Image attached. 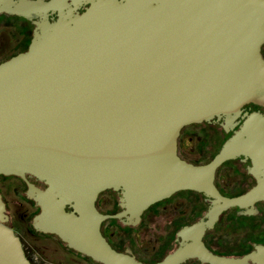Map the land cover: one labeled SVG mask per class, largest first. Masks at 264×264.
<instances>
[{"label":"water","instance_id":"water-1","mask_svg":"<svg viewBox=\"0 0 264 264\" xmlns=\"http://www.w3.org/2000/svg\"><path fill=\"white\" fill-rule=\"evenodd\" d=\"M2 14L34 23L28 47L0 62V174L27 181L37 229L102 264L256 257L216 254L203 236L223 211L264 201V0H0ZM205 121L231 134L195 163L179 140ZM239 157L256 183L228 196L217 172ZM108 189L121 193L118 213L97 206ZM183 190L208 197L206 219L183 227L191 241L162 259L140 260L103 234L106 218L138 219ZM8 219L0 192V264H34Z\"/></svg>","mask_w":264,"mask_h":264},{"label":"flooded vegetation","instance_id":"flooded-vegetation-1","mask_svg":"<svg viewBox=\"0 0 264 264\" xmlns=\"http://www.w3.org/2000/svg\"><path fill=\"white\" fill-rule=\"evenodd\" d=\"M86 5H89V4L83 5L80 10L82 11ZM2 15L7 16V17H11V16L19 17V15H16V14H13V15L2 14ZM20 17H23V16H20ZM262 52L264 55V44L262 46ZM216 123H219V122H216ZM236 159L240 160L241 164L244 165L246 177H248V181L249 180L251 181L250 184H248L246 188H243L242 192H240V193H243L256 183V178L249 171L248 166L251 163L249 159L246 161L243 160L242 157H239ZM217 175H218V172H217ZM27 178L32 183H34L36 186L40 188L46 187V184L43 181H40L39 179H37L35 176L28 174ZM217 184L220 190L222 191V193H224L225 195H228L227 190L223 189V187L219 185L218 181H217ZM27 190H28V183L23 177L18 176V175L0 174V192L6 203L7 213L9 215L7 224L10 227H12L15 230V232L19 235V237L21 238L25 252L27 256L30 258V260L34 264H40L41 261L44 259L43 256L39 252L40 249L34 245L33 242L35 240L32 238V236L41 237L43 239L56 238L58 243L64 246L66 250H68L72 254L80 256L81 258L85 260H88V259L94 260L91 257L69 247L67 243H65L58 235L54 233L41 231L34 226V216L40 212L41 207L40 205L37 204V202L33 198L28 196ZM108 190L114 191L117 194V197L113 201H116V204L120 205V209L117 211L116 210L115 211H102L101 210L100 204L102 203V196H103L102 194L103 192L107 190L103 191L99 195L97 199V206L99 210L103 213H109V214L118 213L121 210H123V207L120 204L121 193L113 189H108ZM175 194H173L172 196L164 200L172 198ZM202 195H203L204 201L207 202L208 204V207H207V210H208L210 201L208 200V197L205 194H202ZM234 195H237V194H234ZM234 195H228V196H234ZM164 200H161V201H164ZM152 206L144 210L140 214V217L138 219L134 218L131 220L128 218V216L106 218L102 222V225H101L103 234L108 238V240L112 243V245L118 250L126 251L128 248H130L138 259L147 261V262H155V261L162 259L166 254L176 249L180 245V242L182 240L191 241V238L189 236L184 238L179 235V231L183 227L187 225H191L192 223L197 222L203 218L206 219L207 210L205 211H200V210L177 211L176 210L174 212V216L172 220L167 225L168 235L166 238L167 240L171 241L170 243H174V246L170 249V251H167L166 254L163 257L159 258L158 260H152V259L147 260V259H144L143 257H140L138 255L140 254V252H136L133 246L131 245V242L129 241H127L124 244V246L114 245L112 236L115 232V229L121 226H123L122 228L135 229L136 239L138 240V242L142 240V230L147 229V228H152L157 222V214L163 213V211L161 210L156 211V210L151 209ZM70 208L71 207L67 206V209H70ZM256 208H257V211L253 213L241 212L242 210H245V209H241L238 206L231 207L223 211L221 215L219 216L218 220L216 221V223L214 224V226L207 228L205 231V234L203 236V241L205 242L207 247L216 254L224 255V256H231V257H244L252 253L253 251H256L257 252L256 257L249 258L248 264H264V248L261 251H259L258 249L259 245H264V201L257 202ZM238 216L242 218L241 226L237 225ZM23 225H25L26 228L28 229V233L30 235L28 237H30V239L29 238L27 239V237L21 234L20 229L24 228ZM182 264H210V263L203 262L197 257H191L187 259L185 262H183Z\"/></svg>","mask_w":264,"mask_h":264},{"label":"rangeland","instance_id":"rangeland-1","mask_svg":"<svg viewBox=\"0 0 264 264\" xmlns=\"http://www.w3.org/2000/svg\"><path fill=\"white\" fill-rule=\"evenodd\" d=\"M33 28L34 24L25 17L0 15V61L25 50L31 41ZM252 108H258V106L253 105ZM262 109L264 110V108ZM229 134L230 132H226L216 122L205 121L191 124L183 129L180 136V154L192 162H207L218 152ZM217 181L223 189L227 190L228 195L242 192L243 188H246L251 182L246 177L244 165L238 159L229 160L221 166ZM202 194L198 191L183 190L172 198L153 205L151 209L161 210L163 213L157 214V222L152 228L142 230V240L138 242L136 239L135 229L122 228L123 226H121L115 229L112 236L114 245L124 246L129 241L135 251L140 252L138 254L140 257L147 260H158L174 246V243H170L171 241L166 239L167 225L172 220L174 212L176 210H207L208 204L204 201ZM102 195L100 204L102 211L120 209V205L113 201L117 197L114 191L107 190ZM241 219L238 216V226H241ZM23 226L24 228L20 229L21 234L30 239L28 229L25 225ZM32 238L35 240L34 245L40 249L39 252L44 258L40 264H101L95 260H85L72 254L58 243L56 238L43 239L37 236H32Z\"/></svg>","mask_w":264,"mask_h":264},{"label":"trees","instance_id":"trees-1","mask_svg":"<svg viewBox=\"0 0 264 264\" xmlns=\"http://www.w3.org/2000/svg\"><path fill=\"white\" fill-rule=\"evenodd\" d=\"M20 52V51H19ZM7 59V58H6ZM5 60V59H4ZM3 61V60H2ZM1 62V61H0ZM186 159H188V158H186ZM195 163H203V162H201V161H196Z\"/></svg>","mask_w":264,"mask_h":264}]
</instances>
